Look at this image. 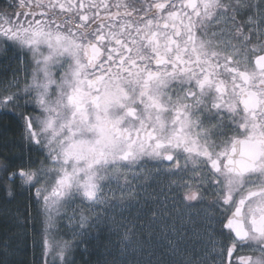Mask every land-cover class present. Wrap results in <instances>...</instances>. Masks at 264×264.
<instances>
[{
  "label": "snow or ice",
  "instance_id": "snow-or-ice-1",
  "mask_svg": "<svg viewBox=\"0 0 264 264\" xmlns=\"http://www.w3.org/2000/svg\"><path fill=\"white\" fill-rule=\"evenodd\" d=\"M0 56V113L36 155L0 156V254L31 227L41 264H76L106 224L118 254L105 244L104 264H129L137 244L150 257L153 235L181 255L167 199L144 241L108 216L166 177L188 206L207 203L199 264H264V0H0Z\"/></svg>",
  "mask_w": 264,
  "mask_h": 264
},
{
  "label": "rangeland",
  "instance_id": "rangeland-1",
  "mask_svg": "<svg viewBox=\"0 0 264 264\" xmlns=\"http://www.w3.org/2000/svg\"><path fill=\"white\" fill-rule=\"evenodd\" d=\"M158 187L155 185V188H153L150 180L147 181L146 183L147 191L145 193H141V195L144 197H150V198L138 199L135 202H132L131 206L117 207L115 209H112L108 213V216L118 222L132 221L133 223L137 224L138 226L135 229H133V231L136 232L137 229H140V231H138L139 237L141 238L139 239V241L146 240L149 234L146 231L142 230L140 226L152 225V221L149 216V213L153 211L154 208L161 206L160 204H158V202H156V206H155V199L162 201L161 199H157L158 197H161V194H162L161 193L162 188H158ZM168 207H169V214L167 217V221L169 223L175 224V223H179L180 220H183L180 223L181 224L180 226H176L183 233V240L192 242L194 245H197L199 248L201 246L205 247V245L210 246V241L205 236L204 224L198 227V224H201V221H199L198 218H196V215L187 214L186 216H183V215L174 216V214L171 213L173 204H168ZM101 214L104 215L103 213ZM170 214L173 216H171ZM0 217H3V216H0ZM169 218L173 220L169 221L170 220ZM3 219L5 220L4 217ZM185 219L187 220L185 221ZM110 222L111 221H109V223ZM8 225L7 227L11 228V222H9ZM158 225L159 223L156 225H152L153 229L157 231L159 227ZM36 227L38 228L39 225L37 224ZM5 234H6V229L3 231V234L2 233L0 234V242L3 241ZM70 235H71L70 229L64 225V222H61L59 232H58V238L62 237L64 239H68ZM144 235H146V237ZM33 236H35V232L30 227L28 237L21 238L18 244L16 243L11 244L10 247L14 249V251L11 252L8 256H4L0 254L1 255L0 261L5 262V264H8L9 262H13L14 260H16L18 264L22 262L23 260H21L20 258L23 256V254L27 250L26 247H28L29 249H32L33 247V244H32ZM93 236L98 237V238L89 239L86 245L88 248V253L89 252L93 253V256L95 257V260H93L92 264H98V262L99 264H104V257L102 255L104 245L109 244L110 241L112 242V244H109L112 254L113 255L118 254L117 248L114 246L115 241L117 240V236L116 234L108 231L106 224H102L100 227V230L98 232H94ZM156 237H157L156 235H153L152 237L153 254L150 257L144 255L141 251L139 244H137V245H134L132 250H129L128 252H126L124 258L129 262V264H142V262L147 259H151L153 261V264H156V261L158 259L163 261V264H173V262H175V264H179V262L184 258V256L181 259L179 255L171 256L168 254H162L163 250L155 243V241L158 239ZM136 241L138 240L136 239ZM197 248L194 247V249H197ZM201 258H202V255H201ZM109 259H111V257H109ZM199 261L200 260H197V264H199Z\"/></svg>",
  "mask_w": 264,
  "mask_h": 264
},
{
  "label": "flooded vegetation",
  "instance_id": "flooded-vegetation-1",
  "mask_svg": "<svg viewBox=\"0 0 264 264\" xmlns=\"http://www.w3.org/2000/svg\"><path fill=\"white\" fill-rule=\"evenodd\" d=\"M110 2L114 3L115 0H110ZM3 61H4L3 56H0V67H2ZM20 144H21L20 125L11 115H4L3 113H0V156L6 155L8 159L16 161L18 163L26 162L29 159V157L35 160L36 155L34 153H28L26 150L21 149V147L19 146ZM4 151H6L7 154H5ZM150 182L153 188H155V185L157 187L159 186L158 188H162L161 197H158L157 199H161L162 201L167 199L168 204H173V200H174L175 211L171 212L172 214H174V216H177V215L186 216L187 214L196 215V218H198V220L201 221V224H198V227L205 224L204 217L207 214V207H208L207 203L201 205L197 201H192L190 202L191 206H188L189 202H184L181 200L180 195L177 194V190L174 185L172 186L170 191L165 189L164 186L168 182L166 177H161L160 180L157 182H153L151 180ZM165 192H167V197L165 196ZM26 196H27L26 193H21L18 195L17 198L25 199ZM156 202L160 204V201L155 199V206H156ZM172 220L170 219L169 221H172ZM186 220L187 219H185V221ZM182 221L183 220H180L179 223H175V226H180L181 225L180 223ZM158 226L159 227H158L157 232L159 231L161 224H159ZM138 231H140V229L136 230L135 232L136 235L133 236V240L137 239L139 241V239H141L139 237ZM144 236L146 237V235ZM156 238H158V236ZM194 247L197 248L198 246L194 245L192 242L182 240V243L180 244V248H182V254L179 255V257H181L182 259L183 256L184 257L189 256L191 259H194L196 261L200 260L201 255L203 257L205 249L208 247V245L207 246L205 245V247L201 246L203 248L198 247L197 248L198 250L194 249ZM209 257H210L209 259L212 258L211 256Z\"/></svg>",
  "mask_w": 264,
  "mask_h": 264
},
{
  "label": "trees",
  "instance_id": "trees-1",
  "mask_svg": "<svg viewBox=\"0 0 264 264\" xmlns=\"http://www.w3.org/2000/svg\"><path fill=\"white\" fill-rule=\"evenodd\" d=\"M4 153L7 154L6 151H4ZM24 200L25 199L17 198V203H23ZM5 206H6L5 205V196H4V193L2 191H0V209H2ZM7 206L13 207L14 205H7ZM9 222L10 221L4 220L3 217H0V234L1 233L3 234V231L6 228H8L7 225ZM36 239L38 240L39 237H36ZM26 248H27V250L25 251L23 256L21 258L19 257L21 260H23L19 264H41V249H40L39 245L37 244L35 247L33 246L32 249H29L28 247H26ZM0 259H1V255H0ZM30 259H32V260H30ZM73 259L76 261V264H85V261H87V264H92L93 260H95V257L93 256V253L89 252L87 255V254H83L81 252V250L77 249L73 255ZM12 263L18 264V262L16 260H14L13 262H9L8 264H12Z\"/></svg>",
  "mask_w": 264,
  "mask_h": 264
}]
</instances>
